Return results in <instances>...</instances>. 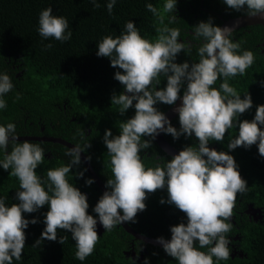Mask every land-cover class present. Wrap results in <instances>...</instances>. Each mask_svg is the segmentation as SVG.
I'll return each mask as SVG.
<instances>
[{"label": "clouds", "instance_id": "obj_1", "mask_svg": "<svg viewBox=\"0 0 264 264\" xmlns=\"http://www.w3.org/2000/svg\"><path fill=\"white\" fill-rule=\"evenodd\" d=\"M90 3L100 7L97 0ZM116 3L117 0H107L109 14ZM177 3L178 0H164L162 9L152 3L145 5L163 25L156 29L158 36L154 41L143 37L134 21L129 20L120 35L104 36L97 43L96 55L110 59L111 66L118 68L114 79L123 85V91L113 93L111 104L118 106L121 115L134 108L135 115L119 123V135H113L110 128L104 132L113 178L107 179V190L92 208L95 216L88 212L87 194L68 179L73 167L82 163L81 153L91 146L89 142L69 147L65 153L69 162L48 169L45 180L36 172L45 159L40 144L19 142L14 123L0 124V152L4 153L0 168L11 169L9 174L19 181L15 194L18 203L9 206L5 197L0 196V264L22 259L25 229L30 223L39 222L36 217L25 218L24 213H34L48 205L43 214L45 228L33 246L45 239L55 241L57 230H66L75 241L76 259L84 261L100 238L98 222L106 232L124 222L135 223L137 213L146 209L148 194L164 188L168 195L160 203L174 205L187 218L186 223L170 227V239L157 237L165 253L177 264H219L230 258L232 241L227 234L233 227L231 217L236 197L248 190L247 180L242 178L230 151L255 144L259 155L264 157V105L256 106L252 120H240L253 107L252 96L250 92L242 96L229 80L243 76L255 57L251 50L239 51L240 43L232 38L233 27L215 25L209 17L193 26V40L200 41L198 62L191 65L188 61L175 62L179 53L188 54L193 47L192 40L180 42L179 28L168 26L177 19ZM222 3L236 12L246 9L247 15L264 18V0H222ZM166 13H174L168 17V24L164 23ZM37 31L43 39L51 37L61 43L70 41L73 35L69 20L53 14L51 6L39 13ZM161 75L167 83L158 89ZM218 78L222 80L219 88L213 87ZM13 88L9 74L0 72V110L7 107L4 97ZM178 99L181 103L175 111L180 127L176 128L156 105H175ZM232 128H237L238 134L229 140V151L209 147L210 141L223 142ZM161 133L170 134L174 140L194 135L198 143L185 146L163 165L146 167L141 150L148 149ZM86 171L85 168L74 174L84 178ZM93 183L94 178H85L87 186ZM65 239L59 237V242L63 244ZM205 248L207 251H202ZM143 264H150L149 259L145 258Z\"/></svg>", "mask_w": 264, "mask_h": 264}, {"label": "trees", "instance_id": "obj_2", "mask_svg": "<svg viewBox=\"0 0 264 264\" xmlns=\"http://www.w3.org/2000/svg\"><path fill=\"white\" fill-rule=\"evenodd\" d=\"M97 2L100 4L98 8L90 0H0V72L23 71L21 79L11 78L14 88L4 97L7 107L0 110V124L14 123L18 136L46 135L81 145L89 142L91 146L84 154L91 157L89 161L92 167L106 185L107 179L113 177L110 157L103 142L104 132L110 128L113 135H119V123L134 116L135 109L130 108L121 115L118 106L111 104L113 93L123 91V85L114 79L118 68L111 66L110 59L96 55L97 43L104 36L120 35L125 22L129 20L134 21L143 37L154 41L158 36L156 29L163 25L145 5L152 3L162 9L164 0H117L111 14L106 7L107 0ZM49 6L53 8V14L69 20L73 33L70 41L61 43L51 37L45 40L39 35V13ZM173 14H164L165 24H168V17ZM175 14L176 21L168 26L180 29V42L192 40L193 43L191 52L185 54L182 51L175 62L188 61L191 65L199 60L197 48L200 44V41L193 40V26L200 21H207L209 17L213 18L215 25L221 26L222 19L245 16L247 10L236 12L228 9L222 0H178ZM232 38L240 43L239 51L251 50L255 57L253 65L243 76L237 75L229 80L230 85L242 96L250 92L253 107L239 119L252 120L256 106L264 105V25L235 30ZM48 44L52 46L45 47ZM160 80L158 89L167 83L163 75ZM221 82L218 78L213 87L219 88ZM64 104L67 106L66 111ZM172 106L163 103L156 105L164 113ZM171 122L176 128L180 127L178 115ZM42 125L45 126L44 132L41 131ZM237 134V128L229 129L223 142L210 141L209 147L217 151H229L227 144ZM164 136L179 151L185 146H197L198 143L194 135L189 138L182 135L175 140L170 134ZM143 139L151 140V137ZM43 149L53 155L45 157L36 169L37 174L46 180L48 169L67 164L70 157L65 155L69 148L59 143L49 142ZM8 151H11V145ZM230 154L234 156L242 178L247 180L248 190L237 194L231 221L233 227L227 234L232 243L237 245L238 254L233 256L231 252L230 258L219 261V264H264V157L259 155L255 144L250 148L237 147ZM3 155L0 152V159ZM140 155L146 167L163 165L172 159L155 140H152L148 149L141 150ZM85 168L83 162L74 166L68 179L87 194L88 212L95 216L92 208L103 193L96 183L90 186L85 184V178L91 177L88 171L84 173V178L75 176L74 173ZM10 172L11 169L5 171L0 168V196L5 197L9 206L18 203L15 194L19 190V181ZM167 195L166 188L149 193L145 200L146 209L137 213L135 223H127L142 235L170 239V227L186 223L187 218L174 205L160 203L161 198L166 199ZM250 205L261 211L262 219L255 220L247 213ZM47 211L48 205H45L37 212L23 214L29 220L36 217L39 222L30 223L25 229L22 259L13 260V264H143L145 258L149 259L150 264H177L163 248L136 240L119 225L110 232H97L100 238L93 253L84 261L76 259L75 241L71 232L66 230L58 229V239L55 241L45 239L33 246L45 228L43 214ZM59 237H66L63 244L59 242ZM195 245L198 246V241ZM145 247L142 261L138 257L134 259L126 255V252L134 249L140 254ZM240 253L243 255L240 256Z\"/></svg>", "mask_w": 264, "mask_h": 264}, {"label": "water", "instance_id": "obj_3", "mask_svg": "<svg viewBox=\"0 0 264 264\" xmlns=\"http://www.w3.org/2000/svg\"><path fill=\"white\" fill-rule=\"evenodd\" d=\"M223 23L221 25V27H233L234 31L238 30L240 28H245L248 26H252V25H264V18L261 17H253V16H249V15H245V16H241V17H236V18H231L228 20H224L222 19ZM233 31V32H234ZM181 101L178 99L176 104L173 105L171 108H169L165 114L169 117V119L172 121L177 115L178 113L175 111V108H177L180 105ZM19 141H36V140H43L40 138H36V137H19L18 138ZM48 141H52L54 143H59L63 146H66L67 148L69 147H73L74 144L66 141L65 139H61V138H48L45 139ZM155 142L159 145V147L161 149H163V151L168 154L169 156L173 157L174 155L179 153V150L176 149L173 145H171L166 139L163 133H161L160 135H158L155 138ZM85 157H87L84 152L81 153V161L83 162L84 166L86 167L88 173L90 174V176L92 178H94L95 183L97 184V186L99 187V189L101 190L102 193H104L107 189L105 187V184L103 183V181L101 180V178L97 175L96 171L94 170V168L92 167L91 163L89 160H86ZM247 213L251 216H253L255 218V220H260L263 218L261 211L260 210H256L253 208L252 205L249 206V210L247 211ZM232 218V217H231ZM232 221V219H231ZM121 227L124 228V230L129 233L130 235H132L136 240H140L142 242H144L146 245L147 244H151V245H155L158 247H162L161 244H159L157 242V239L155 238H151L145 235H142L141 233L137 232L134 228H132L127 222L122 223L121 225H119ZM104 228L99 224V222L97 223V232H99V234H102L104 232ZM238 239V238H236ZM144 253H146V248H144L142 250V253L140 254V256L138 257L139 261L143 260V256ZM127 256H132V258H136L138 255L136 253L135 250L126 252ZM243 254L240 253V256H242ZM234 256V255H233Z\"/></svg>", "mask_w": 264, "mask_h": 264}, {"label": "flooded vegetation", "instance_id": "obj_4", "mask_svg": "<svg viewBox=\"0 0 264 264\" xmlns=\"http://www.w3.org/2000/svg\"><path fill=\"white\" fill-rule=\"evenodd\" d=\"M7 74H9V76L11 77V78H19V79H21V76L23 75V71L22 70H19L18 72H16V73H13V72H11V71H8L7 72ZM66 109H67V106H66V104H64V111H66ZM4 124V123H3ZM26 124V123H25ZM41 131L42 132H44L45 131V126H43L42 125V127H41ZM19 137H36V138H40V139H43V140H36V142H38V143H40V146L41 147H45L46 146V144L47 143H49V142H52V141H48V140H45V139H48V138H59V137H52V136H46V135H43V136H39V135H36V136H19ZM62 139V138H61ZM54 143V142H53ZM157 144V143H156ZM158 145V144H157ZM159 146V145H158ZM162 151H163V149H161ZM164 152V151H163ZM165 153V152H164ZM168 155V154H167ZM53 155H52V153L49 151V150H47V151H45V157H52ZM160 156V155H159ZM169 156V155H168ZM171 157V156H170ZM251 216V215H250ZM232 219V218H231ZM233 221V220H232ZM229 239L231 240V238L229 237ZM234 240H236V238H234ZM232 247V255H237L238 254V250H237V245L236 244H233V243H230V245H229V247ZM230 247V248H231ZM146 248V247H145ZM135 250V249H134ZM136 251V250H135ZM137 253V252H136ZM141 253H142V251H141ZM140 253V254H141ZM140 254H138L137 253V257H139L140 256Z\"/></svg>", "mask_w": 264, "mask_h": 264}]
</instances>
